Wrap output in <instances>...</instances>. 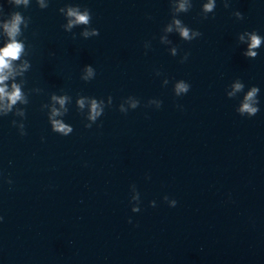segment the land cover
<instances>
[{"label": "clouds", "instance_id": "clouds-1", "mask_svg": "<svg viewBox=\"0 0 264 264\" xmlns=\"http://www.w3.org/2000/svg\"><path fill=\"white\" fill-rule=\"evenodd\" d=\"M14 3H16V4H21V3L27 4L28 0H14ZM184 7L185 6L183 4L180 5V8L182 10L184 9ZM214 7H215V0H209V2L206 5H204V9L207 12L212 11ZM68 14H69V16L75 17V20L73 21V23H81V24H87L88 23L89 17L87 15V13L79 14L78 12H76L74 10H69ZM236 15L243 18L240 13H236ZM21 23H22V17L20 14L16 13V14H13L10 21L5 22L3 25L4 30L7 33L8 37L10 38L11 42L9 44H7L3 49H0V84H3V82L8 78L7 75H5L4 73H5L6 69H10V67H11L10 61L13 59L19 58L20 53L23 50V45L21 43H18L15 40V37L20 32V24ZM176 23H177V25H179V21H177ZM180 32H181L182 37L185 38L186 40L192 39V37L189 35V30L187 28H181ZM250 41L251 42L249 44V49L245 55L249 56V57H256L257 52L254 51V49L259 48V46L261 44V37L259 35L255 34V32H253L250 34ZM89 74H91V69H89ZM241 88H242L241 84L237 83L235 85V89L237 91L241 90ZM186 90H187L186 85L182 82L179 83L176 87L177 92H182V91H186ZM257 91H258L257 88H253L247 94V96L245 98V102L240 109L241 114L248 113L249 117L255 116L257 114L258 109L253 107L252 104L250 103L253 100V97L255 96ZM5 96H7L10 103L14 104L18 99L21 98V93H20V90L15 85L13 86V92L12 93H6L5 88L0 87V98H3ZM60 103L63 104V100H60ZM81 104H82V102H81ZM99 114H100V112L98 110V105L96 104L95 101H93L91 119L94 120L95 117L98 116ZM53 126H54V129L56 131L61 132V133L66 134L67 132L71 131V129L69 127L60 123L59 121H53ZM165 200H167V197H165ZM172 203H173V206L176 205L175 200ZM133 211H136V209H133ZM131 222H132L131 219H129V223H131Z\"/></svg>", "mask_w": 264, "mask_h": 264}]
</instances>
